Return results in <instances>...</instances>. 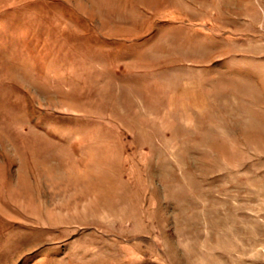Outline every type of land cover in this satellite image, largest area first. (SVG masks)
Segmentation results:
<instances>
[{"label": "rangeland", "instance_id": "rangeland-1", "mask_svg": "<svg viewBox=\"0 0 264 264\" xmlns=\"http://www.w3.org/2000/svg\"><path fill=\"white\" fill-rule=\"evenodd\" d=\"M0 264H264V0H0Z\"/></svg>", "mask_w": 264, "mask_h": 264}, {"label": "bare ground", "instance_id": "bare-ground-1", "mask_svg": "<svg viewBox=\"0 0 264 264\" xmlns=\"http://www.w3.org/2000/svg\"><path fill=\"white\" fill-rule=\"evenodd\" d=\"M52 195V197H53V194H51ZM46 211H49L48 209H46Z\"/></svg>", "mask_w": 264, "mask_h": 264}]
</instances>
